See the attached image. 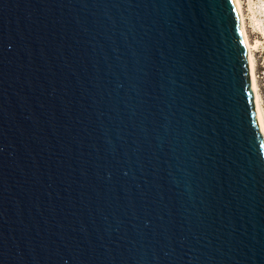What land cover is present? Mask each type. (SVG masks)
<instances>
[{"label": "water", "instance_id": "water-1", "mask_svg": "<svg viewBox=\"0 0 264 264\" xmlns=\"http://www.w3.org/2000/svg\"><path fill=\"white\" fill-rule=\"evenodd\" d=\"M0 264H264L233 0H0Z\"/></svg>", "mask_w": 264, "mask_h": 264}, {"label": "rangeland", "instance_id": "rangeland-1", "mask_svg": "<svg viewBox=\"0 0 264 264\" xmlns=\"http://www.w3.org/2000/svg\"><path fill=\"white\" fill-rule=\"evenodd\" d=\"M244 26L253 48L257 91L264 113V0H240Z\"/></svg>", "mask_w": 264, "mask_h": 264}, {"label": "bare ground", "instance_id": "bare-ground-1", "mask_svg": "<svg viewBox=\"0 0 264 264\" xmlns=\"http://www.w3.org/2000/svg\"><path fill=\"white\" fill-rule=\"evenodd\" d=\"M233 1L235 3V7L237 9L240 28H241V32H242V36H243V40H244V44H245V49H246V53H247L249 69H250L251 84H252V88L254 91V102H255V107H256V111H257V118L259 121L261 131H262L263 136H264V113H263V109H262V106L260 103V97H259V94L257 91V83H256L255 70H254L253 48H255L256 44H254V45L251 44V42L248 39L246 28L244 26L243 13L241 10L240 0H233Z\"/></svg>", "mask_w": 264, "mask_h": 264}]
</instances>
